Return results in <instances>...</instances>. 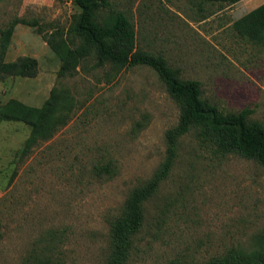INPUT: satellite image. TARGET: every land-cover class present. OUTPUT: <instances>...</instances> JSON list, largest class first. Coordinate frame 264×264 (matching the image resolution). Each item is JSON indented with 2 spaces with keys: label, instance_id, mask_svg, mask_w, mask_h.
Returning <instances> with one entry per match:
<instances>
[{
  "label": "rangeland",
  "instance_id": "rangeland-1",
  "mask_svg": "<svg viewBox=\"0 0 264 264\" xmlns=\"http://www.w3.org/2000/svg\"><path fill=\"white\" fill-rule=\"evenodd\" d=\"M110 2L131 18L137 46L198 81L221 110L249 109V119L264 125V48L230 30L264 0L216 4L207 18L209 6L199 11L189 0ZM79 12L72 0H0V38L16 19L34 24L14 27L3 62H37L33 77L0 74V106L13 99L41 107L53 88L72 103L67 124L24 157L29 127L0 121V264H22L31 252L54 264H109L110 222L163 162L165 133L178 122V104L147 67L98 66L90 55L72 76L58 78L61 64L42 35L66 32ZM259 241L264 167L214 155L190 133L145 204L124 264H209Z\"/></svg>",
  "mask_w": 264,
  "mask_h": 264
},
{
  "label": "trees",
  "instance_id": "trees-1",
  "mask_svg": "<svg viewBox=\"0 0 264 264\" xmlns=\"http://www.w3.org/2000/svg\"><path fill=\"white\" fill-rule=\"evenodd\" d=\"M79 9L65 32L53 28L43 39L61 66L58 78L72 76L88 56L98 66L111 65L114 69L147 67L165 86L169 96L179 106L177 124L165 133L166 155L152 176L131 189L119 213L110 222L111 255L109 264H124L134 248L136 237L145 219V204L168 179L178 154L182 137L193 133L196 139L214 155H237L264 167V125L249 119L252 111L225 112L202 95L201 84L181 77L180 71L170 66L160 54H154L136 44L134 24L126 11L115 7L110 0H72ZM199 11L208 5L205 18L213 13L210 7L232 6L242 0H189ZM17 24L34 26L24 19L14 20L0 38V74L33 77L37 62L32 58L5 63L14 27ZM231 32L240 40L264 48V3L230 25ZM42 34L41 31H38ZM74 39L79 41L74 46ZM72 103L56 88L41 107L27 106L9 100L0 106V121L21 122L30 133L20 151L21 157L35 147L49 141L69 119ZM259 247L246 251L238 249L217 257L209 264H264V241ZM22 264H54L51 259L31 252Z\"/></svg>",
  "mask_w": 264,
  "mask_h": 264
},
{
  "label": "crops",
  "instance_id": "crops-1",
  "mask_svg": "<svg viewBox=\"0 0 264 264\" xmlns=\"http://www.w3.org/2000/svg\"><path fill=\"white\" fill-rule=\"evenodd\" d=\"M247 1H249V0H247Z\"/></svg>",
  "mask_w": 264,
  "mask_h": 264
}]
</instances>
